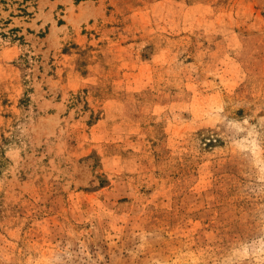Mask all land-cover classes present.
<instances>
[{
  "label": "rangeland",
  "instance_id": "obj_1",
  "mask_svg": "<svg viewBox=\"0 0 264 264\" xmlns=\"http://www.w3.org/2000/svg\"><path fill=\"white\" fill-rule=\"evenodd\" d=\"M0 264H264V0H0Z\"/></svg>",
  "mask_w": 264,
  "mask_h": 264
},
{
  "label": "trees",
  "instance_id": "obj_2",
  "mask_svg": "<svg viewBox=\"0 0 264 264\" xmlns=\"http://www.w3.org/2000/svg\"><path fill=\"white\" fill-rule=\"evenodd\" d=\"M3 157H4L3 155H2V156H0V160H1V159H3Z\"/></svg>",
  "mask_w": 264,
  "mask_h": 264
}]
</instances>
